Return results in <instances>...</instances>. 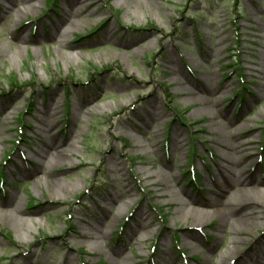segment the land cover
Wrapping results in <instances>:
<instances>
[{"label":"rangeland","instance_id":"obj_1","mask_svg":"<svg viewBox=\"0 0 264 264\" xmlns=\"http://www.w3.org/2000/svg\"><path fill=\"white\" fill-rule=\"evenodd\" d=\"M79 1L0 0V264H236L264 216L238 236L212 201L239 141L264 192V0H87L63 22Z\"/></svg>","mask_w":264,"mask_h":264},{"label":"bare ground","instance_id":"obj_2","mask_svg":"<svg viewBox=\"0 0 264 264\" xmlns=\"http://www.w3.org/2000/svg\"><path fill=\"white\" fill-rule=\"evenodd\" d=\"M87 0H80L78 2V12H67L65 16L62 18L63 22H67L70 25H74L79 23L78 20L73 21L76 14L81 12V9H85L87 4H84ZM73 21V22H72ZM60 25L58 24L55 27V30H60ZM73 28V27H72ZM65 41V40H64ZM227 89L224 86L223 90L218 92L220 89L216 90V93L223 94V92ZM54 113L45 111L43 113V117H46L48 122L51 118H53ZM48 126V124L46 125ZM49 132V129H47ZM56 132L48 136L49 142L44 147L40 153L44 157V160H56L60 159L58 156V142L55 139ZM182 138V133H177L175 141L176 143L180 142ZM249 142L239 141L236 146H232L229 148V155H225L224 159H221V165L218 167V173L225 182L226 190L232 187V191L230 192V196L226 200H221L219 198H215L212 201V205L217 207L218 210L214 211L212 215H216L220 219V226L223 229L231 228L233 232L240 236L251 229L253 226L257 225L259 219L261 218L262 213H260L261 208L259 209V204L263 203L264 192L259 189V184H261L260 179H256L255 177L247 175L246 166L242 167L243 156L238 155L237 153L243 152L247 149V145ZM224 157V156H223ZM62 160V159H61ZM63 161V160H62ZM45 162V161H44ZM43 164V163H42ZM177 196V195H176ZM187 201L182 200L180 206L186 207ZM180 208V209H182ZM14 213L19 216L20 209L15 207L12 210ZM189 213H186L188 215ZM21 220V218H20ZM25 226V224H24ZM106 234L104 232H93L89 234V238L91 237H104ZM238 238L232 239L233 249L230 250V255L233 251H236V254L239 251ZM227 254L226 256H228ZM237 258H240L236 264H264V240L259 245L256 250H253L251 253L238 255Z\"/></svg>","mask_w":264,"mask_h":264},{"label":"trees","instance_id":"obj_3","mask_svg":"<svg viewBox=\"0 0 264 264\" xmlns=\"http://www.w3.org/2000/svg\"><path fill=\"white\" fill-rule=\"evenodd\" d=\"M94 32L92 31L91 35L93 34Z\"/></svg>","mask_w":264,"mask_h":264}]
</instances>
